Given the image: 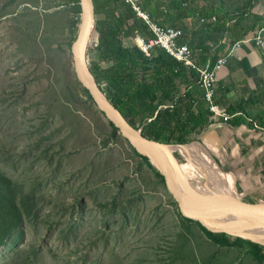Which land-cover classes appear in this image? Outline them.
<instances>
[{
	"label": "rangeland",
	"instance_id": "rangeland-1",
	"mask_svg": "<svg viewBox=\"0 0 264 264\" xmlns=\"http://www.w3.org/2000/svg\"><path fill=\"white\" fill-rule=\"evenodd\" d=\"M247 1L191 0L189 5L201 12L215 4L239 15ZM169 9L172 20L162 24L179 25L189 35L202 27L197 17ZM253 12L264 13V0ZM81 17L75 0H0V264H263L250 239L233 233L231 245L216 243L206 226L184 216L164 177L86 93L71 50ZM136 36L127 43L135 44ZM98 39L94 26L89 62L98 58ZM229 39L225 34L228 46H234ZM252 39L253 33L242 45H255L264 57ZM223 68L219 78L225 80L228 64ZM260 86L263 90L248 98L246 114L257 135L264 136L253 122L264 119V72ZM181 92L193 94L198 105L204 100L196 86L183 85ZM229 120L213 119L207 129L225 138L233 125L225 128L221 122ZM251 135L244 136L252 140ZM206 141L197 143L207 151L190 155L197 154L199 173L175 151L182 156H173L175 166H186L180 180L196 193L221 174L237 194V172L222 173L209 155L238 170L240 162H248L239 155L244 137L232 141L236 155L229 161ZM239 182L238 194L246 196Z\"/></svg>",
	"mask_w": 264,
	"mask_h": 264
},
{
	"label": "trees",
	"instance_id": "trees-1",
	"mask_svg": "<svg viewBox=\"0 0 264 264\" xmlns=\"http://www.w3.org/2000/svg\"><path fill=\"white\" fill-rule=\"evenodd\" d=\"M75 1L80 3V0ZM189 2L191 0H140L139 4L151 18L162 24V20H172L173 12L169 7L176 9L181 17H196L199 11L189 5ZM261 2L263 0H248L247 10L239 15H230L227 10L212 4L210 10L199 13L204 17L216 15L217 21L213 24L203 23L198 31L194 30L190 35L183 30L180 41L188 40L194 55H198L196 61L199 65H205L210 56L215 63L221 56L226 55V31L229 33L230 42L235 44L246 40L252 33L255 36L264 26V13L253 12ZM93 4L95 29L99 33L94 47L98 58L88 61V65L96 84L107 99L120 110L130 126L141 130V134L148 139L173 145L202 143L201 136L206 134L209 130L207 127L213 123L212 112L205 100L198 105L193 94L181 92L183 85L187 88L196 86L198 71L178 62L159 46L153 47L150 55H147L137 45L127 43V39L135 33L146 41L154 37L147 22L131 4L123 0H93ZM121 8L124 10L120 12ZM220 40V45L216 47ZM252 41L255 44V40ZM228 90L229 88L226 92ZM85 91L92 99L89 91ZM214 101L222 106L216 95ZM246 103L243 100L225 107V111L232 116L229 121L233 125L250 124ZM109 122L116 128L114 123ZM260 125L264 127V119H261ZM173 156L182 160L179 153H174ZM144 157L163 176L150 159ZM212 157L223 171L229 174L234 172L230 165H222L217 157ZM236 185L241 190L239 179ZM204 229L214 242L232 244L231 235L227 232ZM249 242L256 247L255 255L264 264V244L252 240Z\"/></svg>",
	"mask_w": 264,
	"mask_h": 264
},
{
	"label": "water",
	"instance_id": "water-1",
	"mask_svg": "<svg viewBox=\"0 0 264 264\" xmlns=\"http://www.w3.org/2000/svg\"><path fill=\"white\" fill-rule=\"evenodd\" d=\"M80 5L82 9L80 31L71 47L77 78L84 89L89 91L94 103L103 115L108 119V121L114 123L115 127L121 132L122 136L129 140V142L142 144L150 151L151 156H146L164 176L165 185L173 195L174 199L178 202L182 214L193 220L200 221L210 230V228L216 225L222 217L228 214H249L256 211H264L263 200L241 196L238 194L222 196L209 202L208 204L192 201L185 196L175 179V174L171 165L158 147V145L165 143L144 137L141 134V130H138L140 133L139 136L132 133L131 129L134 128L130 126L120 110L107 99L103 91L96 84L89 69L87 59L88 40L95 26L93 0H80ZM226 232L228 234H233V232L230 231ZM239 235H242L254 242L264 244V242L253 238L252 236L243 234Z\"/></svg>",
	"mask_w": 264,
	"mask_h": 264
},
{
	"label": "crops",
	"instance_id": "crops-1",
	"mask_svg": "<svg viewBox=\"0 0 264 264\" xmlns=\"http://www.w3.org/2000/svg\"><path fill=\"white\" fill-rule=\"evenodd\" d=\"M244 42L246 43L245 40L240 44L236 42L234 46H228L226 49V55L229 54L227 63L229 67L227 69L229 71L225 80L229 83L224 85L225 83L223 81L225 80L219 78V73L224 68L218 73L217 82L221 79V84L216 89V97L221 101V107L223 109L231 103L237 104L243 100L247 102L251 95L260 93L263 90L260 84L263 80L264 57L259 53L255 45H242ZM238 64L240 65L238 66ZM227 88H229V90L226 92ZM221 124H225V128L226 125L230 127L228 124L233 125L230 121L221 122ZM230 128H232V130H228L225 137L226 139L223 134L220 136V133H213V128H210L205 134L206 137H204V135L201 136L203 142L207 143L206 140H208L213 151L216 150V154L226 157L229 161L230 158L233 157L232 155H236V146L232 141L242 135L244 137L245 146L239 148V155L242 154V157L244 156L248 162H240L241 164L239 163L240 166L238 170H235V166L233 167L232 163L227 162L226 164H230L232 169L237 172L238 179L242 180V188L248 191V193L245 194L247 197L258 198L264 201V145L262 146V142L264 141L260 140V138H264V136H258L252 128L251 123L233 125ZM234 129H239L241 132L239 130L235 131ZM252 132H254V138L252 140L244 136L248 134V138H251ZM258 133L261 134V132ZM256 140H259V144H257ZM254 144L257 145L253 147ZM252 179L254 183H252Z\"/></svg>",
	"mask_w": 264,
	"mask_h": 264
},
{
	"label": "built area",
	"instance_id": "built-area-1",
	"mask_svg": "<svg viewBox=\"0 0 264 264\" xmlns=\"http://www.w3.org/2000/svg\"><path fill=\"white\" fill-rule=\"evenodd\" d=\"M137 11L138 15L147 22L150 29L154 33V37L149 41H146L141 35L136 33V37L142 40V45H137L144 53L150 55V50L159 46L165 49L170 55L175 57L178 62L184 64L189 68L196 69L198 71V78L196 82L197 90L201 93L204 100L207 102L209 109L212 112L211 119L217 120L218 117H223L225 120L230 119L232 116L229 115L225 109L215 103L214 98L216 95V83L218 81V73L228 63L229 54L221 56L215 63L212 61V57H208L205 65H199L196 61V57L188 42H181L183 37V29L175 27L173 25H162L156 22L150 15L142 9L139 2L140 0H123ZM187 5V4H186ZM196 17L201 23H215L217 16L212 15L209 17L202 16L199 12ZM230 24V22H228ZM226 31L225 34H227ZM256 44L264 49V26L260 28L255 36H253ZM136 38H134V41ZM222 40L216 45H220ZM243 41V40H242ZM242 41L237 42L240 44ZM254 125L258 129L264 132V127L256 123Z\"/></svg>",
	"mask_w": 264,
	"mask_h": 264
},
{
	"label": "bare ground",
	"instance_id": "bare-ground-1",
	"mask_svg": "<svg viewBox=\"0 0 264 264\" xmlns=\"http://www.w3.org/2000/svg\"><path fill=\"white\" fill-rule=\"evenodd\" d=\"M81 25V23H80ZM80 31V28H79ZM79 34V33H78ZM78 36V35H77ZM135 43L137 45H142V40L138 37H136ZM131 132L135 135L139 136L138 130L131 129ZM141 154L151 156L150 151L143 146L142 144L130 142ZM197 145L200 147H197ZM159 149L161 150L164 157L167 159L169 164L171 165L174 174L175 179L178 183V185L181 187L182 191L184 192L185 196L189 198L192 201H197L203 204H208L209 202L222 197V196H231L236 195V193H231L230 189L227 185L224 183V179L221 174H219V178L216 181V183L213 186H196L197 191L196 193L191 192L183 183L182 179L180 180L179 174L186 168V166H175L173 154L175 151H181L186 155V157L189 160V163H192V168L195 169L198 172V167L195 164L197 163V154H193V151L203 152L202 149H204V146L202 147L197 142H192L189 144H183V145H173V144H160L158 145ZM206 150V149H204ZM207 151V150H206ZM213 161L216 167H218L222 173H226L230 176H233L232 174H229L228 172L223 171L217 164V162L214 160V158L209 155ZM195 161V162H194ZM199 173V172H198ZM234 181H236V178L233 177ZM200 181V180H199ZM234 189L238 194L236 182L234 184ZM233 192V191H232ZM239 195V194H238ZM210 230L218 232V231H230L234 234H243L247 236H252L253 238H256L262 242H264V211H256L249 214H228L220 219V221L210 228Z\"/></svg>",
	"mask_w": 264,
	"mask_h": 264
}]
</instances>
